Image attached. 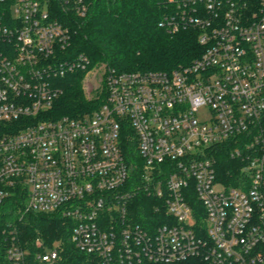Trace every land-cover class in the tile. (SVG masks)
I'll list each match as a JSON object with an SVG mask.
<instances>
[{
	"label": "built area",
	"instance_id": "1",
	"mask_svg": "<svg viewBox=\"0 0 264 264\" xmlns=\"http://www.w3.org/2000/svg\"><path fill=\"white\" fill-rule=\"evenodd\" d=\"M165 2L162 25L196 31L200 54L118 71L69 52L64 18L85 17L91 0H0V207L17 195L20 218H63L87 264H264V0ZM77 70L102 102L54 117L59 80ZM3 233L0 264L63 260L64 239L27 246L12 222Z\"/></svg>",
	"mask_w": 264,
	"mask_h": 264
},
{
	"label": "trees",
	"instance_id": "2",
	"mask_svg": "<svg viewBox=\"0 0 264 264\" xmlns=\"http://www.w3.org/2000/svg\"><path fill=\"white\" fill-rule=\"evenodd\" d=\"M167 8L165 0H91L85 17L64 18L72 31L69 52L87 55L91 61L89 68L105 64L118 71L171 70L187 65L200 54L198 33L190 28L170 32L162 25ZM86 73L77 70L59 80L63 94L52 108L54 117H79L100 105L102 100L86 97L83 89ZM124 150L131 162L142 164L136 141H126ZM17 198V195L9 198L0 207V239L4 238V228L12 222L22 229L24 243H33L37 237L51 242L64 239L66 248L61 264H87V255L68 241L63 218L47 214L20 218L21 203ZM135 201L137 205L144 204L136 205L135 217L139 222L147 224L156 219L146 196L140 194ZM202 262L201 258L192 257L176 264Z\"/></svg>",
	"mask_w": 264,
	"mask_h": 264
},
{
	"label": "rangeland",
	"instance_id": "3",
	"mask_svg": "<svg viewBox=\"0 0 264 264\" xmlns=\"http://www.w3.org/2000/svg\"><path fill=\"white\" fill-rule=\"evenodd\" d=\"M141 69H134L133 71H140ZM143 70V69H142ZM141 70V71H142ZM92 76V75H91ZM93 78V79H92ZM91 79H90V81H94V77H92ZM83 89H84V86H83ZM84 92H85V94H86V97L88 98V94H87V92H86V89H84ZM197 115H198V117L201 119V120H206V119H208L209 118V116H210V109H209V107H206V106H203V107H201L199 110H198V112H197ZM20 231H22V229H20ZM21 235H22V232H21ZM27 246H30V244H28ZM66 248V247H65ZM64 253H65V250H64V252H63V257H64Z\"/></svg>",
	"mask_w": 264,
	"mask_h": 264
}]
</instances>
